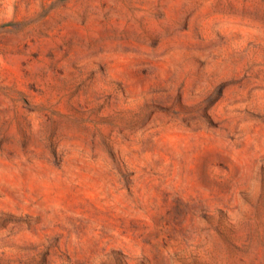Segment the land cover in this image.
<instances>
[{
	"label": "rangeland",
	"instance_id": "obj_1",
	"mask_svg": "<svg viewBox=\"0 0 264 264\" xmlns=\"http://www.w3.org/2000/svg\"><path fill=\"white\" fill-rule=\"evenodd\" d=\"M0 264H264V0H0Z\"/></svg>",
	"mask_w": 264,
	"mask_h": 264
}]
</instances>
